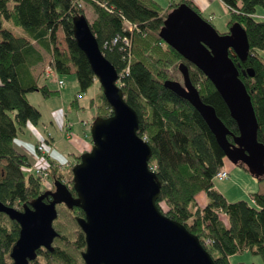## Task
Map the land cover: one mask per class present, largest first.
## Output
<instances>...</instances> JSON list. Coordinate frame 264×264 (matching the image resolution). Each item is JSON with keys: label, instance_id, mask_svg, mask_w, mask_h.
<instances>
[{"label": "trees", "instance_id": "obj_1", "mask_svg": "<svg viewBox=\"0 0 264 264\" xmlns=\"http://www.w3.org/2000/svg\"><path fill=\"white\" fill-rule=\"evenodd\" d=\"M221 2L229 14L227 26L240 24L248 38L246 61L229 55L250 95L258 122L257 138L264 144V17L255 16L258 6L264 11V0ZM182 3L199 13L189 0H169L167 8L156 0H0V201L22 209L47 190L37 173L24 171L32 163L12 145L28 122L36 125L41 118L27 94L38 92L44 99L51 98L64 87L62 76L74 73L78 91L71 104L75 105L97 81L72 33V18L84 15L101 51L117 70L125 101L138 115L139 136L152 150L148 165L161 182L157 207L196 235L215 264H255L231 263V256L244 251L260 255L264 264V192L250 194L248 201L226 200L214 186L216 172L225 166L222 149L193 106L164 87L166 80H181L177 66L186 64L200 98L214 107L233 135L238 134L235 121L210 80L159 36L167 13ZM87 8L92 10V19L86 16ZM58 32L64 47L59 44ZM247 68L254 71L253 76L243 73ZM53 74L62 80V86ZM52 83L57 89L48 86ZM90 100L97 107L93 120L111 114L100 85ZM70 123L65 117L61 127L68 138ZM48 138L50 131L45 140ZM74 156L70 167L80 159V154ZM47 160L45 181L51 178L65 182L75 196L72 172L65 178L62 171L68 166L53 162L51 153ZM258 179L264 182V175ZM201 192L207 200L203 206L197 201ZM57 210L74 223L75 216H83L81 209L68 210L63 204ZM59 216L53 222L54 227H60L52 244L54 251L38 249L31 264H83L84 234L77 225L63 229ZM19 230L14 220L0 213V264L12 263L10 251Z\"/></svg>", "mask_w": 264, "mask_h": 264}, {"label": "water", "instance_id": "obj_2", "mask_svg": "<svg viewBox=\"0 0 264 264\" xmlns=\"http://www.w3.org/2000/svg\"><path fill=\"white\" fill-rule=\"evenodd\" d=\"M72 33L111 114L91 122V148L71 168L75 196L64 182L53 180V189L43 191L21 210L0 201V213L20 228L10 251L11 264H31L41 248L54 251L59 233L53 222L60 204L83 211V216H75L85 239L83 264H215L196 235L157 207L161 182L148 165L152 150L139 136L138 115L125 101L117 70L101 51L84 15L72 18ZM159 36L210 80L238 134L233 135L214 107L200 98L186 64L177 66L182 81L166 80L164 87L200 114L230 163L244 165L257 178L264 175V144L257 138L255 111L229 55L241 62L248 58L245 30L233 23L221 34L182 3L167 13ZM243 73L254 75L251 68Z\"/></svg>", "mask_w": 264, "mask_h": 264}, {"label": "rangeland", "instance_id": "obj_3", "mask_svg": "<svg viewBox=\"0 0 264 264\" xmlns=\"http://www.w3.org/2000/svg\"><path fill=\"white\" fill-rule=\"evenodd\" d=\"M156 2H158V4L163 8H166L169 4V0H156ZM212 9L216 13L215 20L213 22L215 25V29L221 34L228 32V30H229V27L227 26V23L229 21L228 11H227V15L223 14L221 11V8L218 7L217 3L213 4ZM92 15H93L92 10L89 9L86 12L87 18L92 17ZM203 15H205V17H208L209 12L208 11L203 12ZM255 16L257 19L264 17V11L261 7H259V6L257 7ZM17 29L21 30L19 28H17ZM18 30H15V32L17 33ZM58 41H59V44L61 46H63V47L65 46L62 34L58 33ZM261 56H262V59L264 61V53H262ZM178 77H179V74H178ZM62 79L65 81V85L61 89V92L64 93L65 97H63L61 100L60 99L58 101L55 100L57 97V94L51 98H48V99H43V97L39 93H35V92L27 94L28 98L30 99V101L33 104L31 102L30 103L32 105H34L41 112V118H40V121L38 124L39 130H42V123H45L47 125L50 124L49 123L50 119H51L50 113L54 110L53 108H55V104L57 106L65 107V110L68 114L67 119L69 120V122H72V123L78 122L79 120H84L85 125H87L88 121L92 122L93 117L97 114V107L94 105L92 106L90 104V101H91L90 99L93 98L96 90L98 89V86H99L98 80L94 83V85L91 88L88 89V91L86 93H83L80 95V97L78 98V106H76V105L71 104V101L75 98L76 92L78 91V85H77L75 74L70 73L68 75H63ZM180 82H181V80H180ZM48 86H50V88H53V86H54L57 89L55 84L54 85L48 84ZM90 125H91V123H90ZM29 128L31 130V133L32 132L36 133V129H34L33 127H29ZM86 128L89 132L86 140L83 141V139L80 138L81 136H80L79 129H77V127H74L75 134L72 132V134H71L72 138L70 140L66 139V140H68L67 141V147L64 148L61 145L57 146L56 149L58 151H56V153L65 159L69 158L67 153L76 152L77 154L81 155L83 153L82 152L83 149L79 150V148H78L79 144H88V147L86 146L87 147L86 150L88 151L91 148V145H90V141H91L90 140L91 139L90 138V127H86ZM51 130L53 132L55 131L53 128ZM20 133L17 135L16 138L13 139L14 140L13 146H15V147H18L22 144ZM63 133H65V130H63ZM22 135H23L24 140H25L26 136L24 134H22ZM74 135H78V136L75 137ZM51 143H52V141H50V138L45 140L44 138H42L41 135H40V137H38V143L37 144H40L43 147V149H46L47 147L51 148L52 147V145H50ZM64 143H65V141H63V144ZM34 161H35V164H37V160L35 159ZM225 165L227 167H224V168L229 173L228 178L224 179V180L214 179V186L218 191H220L224 195V197L226 198L227 201H229V202H235L238 200L248 201V200H250V194L263 193L264 192V182L259 180L254 175H252L244 165L241 166L238 164L237 165L232 164L227 159L225 161ZM31 166H32V164L29 165L28 167H31ZM71 168L72 167L68 166L67 168H65V170H62L65 172L64 173L65 178L68 177L67 173H69V175H70ZM66 170H68V171L66 172ZM46 183L47 182L44 181V184H46ZM52 186H53V179L49 178L48 185L46 186V189L49 190L52 188ZM199 198H198V202H199ZM199 203L201 205H203L202 204L203 202H199ZM59 206H61V205H58V207ZM19 210H21V209H19ZM59 215L60 214L58 212V216ZM61 216L62 215L59 216V224L63 229L73 228L75 225H77L76 221L74 223L70 218L65 219ZM77 227H79V226L77 225ZM54 228L57 231H59V229H60V227H54ZM237 262L263 264L261 256L257 255V254H253L250 251H244V252H241V253L236 254L234 256H231V263H237Z\"/></svg>", "mask_w": 264, "mask_h": 264}, {"label": "crops", "instance_id": "obj_4", "mask_svg": "<svg viewBox=\"0 0 264 264\" xmlns=\"http://www.w3.org/2000/svg\"><path fill=\"white\" fill-rule=\"evenodd\" d=\"M192 4V6L199 11V13L204 16V18H207L208 20H210V22L214 25V20H215V16H216V13L213 11L212 9V6L214 3H217L218 4V7L221 8V11L223 14L227 15V10L224 6V4L221 2V0H189ZM222 3V4H221ZM167 8V7H166ZM87 10H89V8H87ZM208 11L209 12V16L208 17H205V15H203V12H206ZM89 19H92V17H89ZM215 27V25H214ZM59 34H61L60 32H58ZM39 81V84L42 85V82L41 80H38ZM54 85V83H52ZM50 87V86H49ZM51 89H56L54 86L53 88ZM35 93H38V92H35ZM64 96V93L61 92V90L58 92L57 94V97H56V101H58L59 99L61 100ZM44 99V98H43ZM29 102L30 99L28 98ZM32 103V102H31ZM33 104V103H32ZM76 106H78V100H77V103L75 104ZM54 110L50 113V124L47 125L45 123H42V130H39L38 129V124L34 125L30 122H28L26 124V127L24 129L23 132L20 133V136H21V141H22V144L18 147H15L17 150L23 152L24 154H26L28 156V160L30 163H34L38 153H37V149H36V146H37V143H38V137H40V135L42 136V138H46V135L47 133L50 131L51 133V138H50V141H52V143L50 145H52V149H51V158L53 160V162H55L56 164H61L62 166L63 165H69V164H73L74 163V160H75V156L74 154H77L76 152H73V153H67L68 154V159H65V158H62V156H59L56 151H58L56 149L57 146H63L64 148L67 147V141L66 139H71L72 136H70L68 138L64 136L63 134V131H62V124H63V119L68 118V114L65 110V107L63 106H57L55 104V108H53ZM40 121V120H39ZM87 121V120H86ZM90 123L88 121V124L85 125L84 123V120H79L78 122H74V123H70L71 124V134L72 132L75 134L74 132V127H77V129H79V132H80V138L84 140L87 139L88 137V130L86 127H90ZM29 127H33L34 129H36V133H31V130ZM62 127V128H61ZM54 129L55 131L53 132L51 129ZM24 134L26 137H25V140H24V137L23 135ZM75 137H77L78 135H74ZM16 138V137H15ZM63 141H65V143L63 144ZM14 142V140H13ZM13 142H12V145H13ZM49 145V146H50ZM91 145V143H90ZM88 147V144H79L78 145V148L79 150H82L83 151H86L87 147ZM82 151V152H83ZM224 167H227L226 165ZM24 171L26 172H31L30 168H26L24 169ZM48 185V182L46 183ZM45 184V185H46ZM46 185V186H47ZM200 197V198H199ZM198 198H199V202H203L202 204L205 205L206 204V195L204 192H201L197 195V201H198ZM198 202V203H199ZM200 206H203L199 203ZM230 261H231V258H230Z\"/></svg>", "mask_w": 264, "mask_h": 264}, {"label": "built area", "instance_id": "obj_5", "mask_svg": "<svg viewBox=\"0 0 264 264\" xmlns=\"http://www.w3.org/2000/svg\"><path fill=\"white\" fill-rule=\"evenodd\" d=\"M124 43L128 44V41L126 39H124ZM46 72L47 73H51L49 67L47 66L46 68ZM126 73L128 72V68L125 71ZM119 76V75H118ZM53 79L58 83L59 86H62L63 82L62 80H59L54 74H53ZM118 85L120 86V81L118 80ZM67 125H65L66 127ZM37 164H35V162L32 164L31 167H26V168H30L31 171H34L35 173H37L40 177H41V181L44 182L47 178H48V174H47V167H48V160L47 158H49L50 153H51V148L47 147L46 149H43V147L40 144H37ZM23 168V169H26ZM151 171H153V168L149 167ZM229 176V173L226 171V169L224 167L220 168L216 174H215V178L218 180H224L227 179Z\"/></svg>", "mask_w": 264, "mask_h": 264}, {"label": "flooded vegetation", "instance_id": "obj_6", "mask_svg": "<svg viewBox=\"0 0 264 264\" xmlns=\"http://www.w3.org/2000/svg\"><path fill=\"white\" fill-rule=\"evenodd\" d=\"M61 205V204H60Z\"/></svg>", "mask_w": 264, "mask_h": 264}]
</instances>
